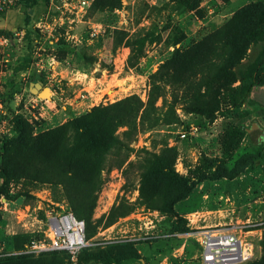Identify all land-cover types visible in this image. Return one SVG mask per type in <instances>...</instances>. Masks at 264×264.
<instances>
[{
    "label": "rangeland",
    "instance_id": "374dc122",
    "mask_svg": "<svg viewBox=\"0 0 264 264\" xmlns=\"http://www.w3.org/2000/svg\"><path fill=\"white\" fill-rule=\"evenodd\" d=\"M81 1L39 0L27 25L23 2L9 9L0 3V143L14 136L17 117L36 135L93 107L136 96L143 106L134 134L131 140L122 137L125 149L106 157L105 183L92 219L107 216L113 206L130 210L109 227L101 225L86 249L107 248L108 239H132L150 256L149 263L157 264V252L168 243L175 254L163 264H199L197 256L177 251L181 246L172 241L191 243L198 253L190 232L230 227L253 246L252 258L242 264H259L264 260V88H255L234 107L231 94L237 83L230 84L225 61L227 37L238 36L234 15L258 0ZM198 43L202 56L192 70L161 69L173 53L184 54ZM129 47L133 53L127 64ZM159 72L163 79H154L152 94L155 111L141 121L152 88L149 76ZM36 81L50 90V99L30 93L29 84ZM151 118L156 119L153 126ZM124 131L120 127L117 134ZM156 159L194 184L189 197L175 206L182 226L151 208L160 205L157 197L150 204L143 198V175ZM219 166L232 176L197 181ZM8 197H0V259L24 249L30 239L42 240L48 214L70 212L56 186L12 180ZM246 223L260 224L243 228ZM112 226V234H102ZM175 226L182 231L172 234Z\"/></svg>",
    "mask_w": 264,
    "mask_h": 264
},
{
    "label": "trees",
    "instance_id": "16d2710c",
    "mask_svg": "<svg viewBox=\"0 0 264 264\" xmlns=\"http://www.w3.org/2000/svg\"><path fill=\"white\" fill-rule=\"evenodd\" d=\"M38 1L19 0V3L23 2L25 25L29 22V12ZM139 20L140 17L136 18L134 25H138ZM232 22L238 36L232 32L227 37L228 56L225 61L229 68L230 84L237 83L232 90L231 103L234 107H239L255 88H264V0L240 8ZM25 35L28 37L30 33L26 31ZM129 48L127 64L133 53V48ZM201 53V43L186 50L184 54L176 51L161 69L171 66L173 70L189 72L194 62L201 60ZM19 71L22 70L15 69V72ZM156 77L163 79L160 72L149 76L152 88L141 121L148 111H155V98H152V94L157 91L154 80ZM142 106L136 96H128L107 106L93 107L83 115L70 118L65 123L36 135H33V130L27 123L17 117L14 122V136L0 143V197L8 200V185L12 180L23 179L33 185L60 187L70 212L84 223L85 239L92 238L101 225L107 228L115 219L129 213L130 209L127 207L113 206L107 216L92 219L98 193L105 183L102 172L106 157L114 150L120 152L125 149L126 143L122 137L131 140L135 130L134 120ZM151 122L153 126L156 119L151 118ZM120 127H126L127 131L118 135L117 130ZM149 163L154 166L143 175L147 192V197H143L145 203L150 204L157 197L160 205H153L151 208L170 215L182 226L183 219L175 211V206L189 197L193 182L178 176L160 160ZM114 166L117 164L111 165V168ZM231 173L219 166L213 172L200 176L197 181H218L231 177ZM181 231L180 227L175 226L172 234ZM33 240L30 239L28 244ZM172 242H175L177 249L182 244L175 239ZM137 243H108L109 247L95 251L84 248L78 255L79 260L82 264H140V259L148 263L138 253ZM166 247L165 251L162 249L157 252L160 257L156 259V263L172 253L173 247L168 243ZM16 248L19 249L18 246ZM39 255L38 259H33L31 255H11L0 259V264H62L63 259L68 258L65 252L59 251ZM259 264H264V260Z\"/></svg>",
    "mask_w": 264,
    "mask_h": 264
},
{
    "label": "built area",
    "instance_id": "2783aa9c",
    "mask_svg": "<svg viewBox=\"0 0 264 264\" xmlns=\"http://www.w3.org/2000/svg\"><path fill=\"white\" fill-rule=\"evenodd\" d=\"M9 9L19 7L18 0H0ZM81 4H86L85 0ZM181 138L186 134L181 133ZM47 233L42 240H33L13 255H39L46 252H65L68 264H78V255L91 244L85 239L84 223L76 219L71 212L60 215L48 214ZM260 223H246L243 228L258 226ZM195 237L199 247V264H242L250 260L253 246L245 238H241L230 227H205L189 233ZM115 242L114 240H112ZM132 239H117V242H128ZM106 244L111 240L105 241Z\"/></svg>",
    "mask_w": 264,
    "mask_h": 264
},
{
    "label": "crops",
    "instance_id": "0c3cea01",
    "mask_svg": "<svg viewBox=\"0 0 264 264\" xmlns=\"http://www.w3.org/2000/svg\"><path fill=\"white\" fill-rule=\"evenodd\" d=\"M114 226H112L111 228L109 229H106L104 230L105 232H103L102 234L106 235H110L113 233L114 231ZM119 231V230H118ZM118 239V238H117ZM116 239V240H117ZM116 242V241H115ZM113 241H111L110 243H115ZM131 242V241H130ZM108 244V243H107ZM140 244V243H137V245ZM136 245V247H137ZM138 249V248H137ZM177 251H180V252H185L187 253L189 256L191 257H198L199 256V252L197 253L196 250L193 248L192 244L191 243H187L186 241H182V244H181V247L177 250ZM175 252V251H174ZM172 252L169 256H164L163 258H161L157 264H163L164 262L166 263L167 260L170 259L171 256H173L175 253ZM138 253L141 255L142 258H145L146 261H148V263H144V261L142 259H140V264H150L149 261H150V256H145L142 252L139 251L138 249ZM158 257H160V254H158ZM157 257V258H158ZM124 264H134V263H129V262H126Z\"/></svg>",
    "mask_w": 264,
    "mask_h": 264
},
{
    "label": "water",
    "instance_id": "95a60500",
    "mask_svg": "<svg viewBox=\"0 0 264 264\" xmlns=\"http://www.w3.org/2000/svg\"><path fill=\"white\" fill-rule=\"evenodd\" d=\"M29 91H30V93L36 95L39 98L41 95H46V93H44V92L51 94L50 90L48 88L43 87V83L41 81H37L35 83H30L29 84ZM46 96H48V95H46ZM47 99H50V95L48 96Z\"/></svg>",
    "mask_w": 264,
    "mask_h": 264
},
{
    "label": "bare ground",
    "instance_id": "6f19581e",
    "mask_svg": "<svg viewBox=\"0 0 264 264\" xmlns=\"http://www.w3.org/2000/svg\"><path fill=\"white\" fill-rule=\"evenodd\" d=\"M44 93H46V95H48V96L50 95V94H48L47 92H44Z\"/></svg>",
    "mask_w": 264,
    "mask_h": 264
}]
</instances>
